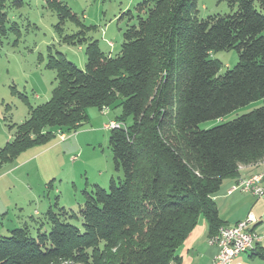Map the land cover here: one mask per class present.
<instances>
[{"label": "trees", "instance_id": "obj_1", "mask_svg": "<svg viewBox=\"0 0 264 264\" xmlns=\"http://www.w3.org/2000/svg\"><path fill=\"white\" fill-rule=\"evenodd\" d=\"M7 1L0 0V37ZM226 1L235 12L198 19L196 0H145L136 7L144 17L124 32L115 57L96 41L85 48L83 70L62 54L48 57L57 84L22 123L8 125L0 168L49 144L57 130L75 132L87 109L108 107L121 110L109 144L123 178L84 193L82 230L48 211L49 232L40 223L35 236L21 227L0 237V264H180L177 250L200 218L208 237L217 232L213 195L239 176V164L264 159V0ZM47 4L63 43L84 42V30L62 36L64 21L81 26L77 16L58 0ZM231 50L239 61L220 72L211 55ZM257 101L248 114L197 129ZM252 255L264 261L263 249Z\"/></svg>", "mask_w": 264, "mask_h": 264}, {"label": "rangeland", "instance_id": "obj_2", "mask_svg": "<svg viewBox=\"0 0 264 264\" xmlns=\"http://www.w3.org/2000/svg\"><path fill=\"white\" fill-rule=\"evenodd\" d=\"M47 1L8 0L4 4L7 32L0 37V148L13 134L8 125L22 123L28 117L29 107L50 99L57 81L56 72L45 68L49 56L62 54L83 70L85 48L96 41L102 52L115 57L124 42V32L137 24L138 16L144 17L143 13H137L136 7L145 0H58L81 23L78 26L70 20L64 21L62 36L84 30V42L67 44L57 33L55 26L60 19ZM196 5L198 19L229 15L236 10L230 8L226 0H196ZM211 57L221 64L220 72L233 68L239 61L234 50ZM261 106V101L251 103L221 119L202 122L197 129L206 130L233 121ZM97 112L104 124L100 119L93 124L98 118ZM91 113L96 116H90L77 132L57 130L52 142L29 149L0 168V207H5L0 214V237L9 236L12 229L21 227H27L35 236L40 223H43L41 232H49L48 211L82 230L79 211L85 201L84 193H90L95 185L108 191L111 180L116 183L122 180V172L115 169L113 162L110 131L104 129L108 123H119L116 119L121 110L108 107L100 111L86 110V114ZM28 155L32 158L26 159ZM19 162L21 165L15 167ZM263 163L264 159L239 164V173ZM255 262L264 264L259 259Z\"/></svg>", "mask_w": 264, "mask_h": 264}, {"label": "crops", "instance_id": "obj_3", "mask_svg": "<svg viewBox=\"0 0 264 264\" xmlns=\"http://www.w3.org/2000/svg\"><path fill=\"white\" fill-rule=\"evenodd\" d=\"M97 114L98 118H95L93 124H96L97 119H100L102 124L104 119L99 116L98 112ZM90 116L95 117L96 113L89 114L88 118ZM31 158L32 156L28 155L26 159ZM19 165H21L20 162L15 167H19ZM262 174H264V163L252 168H245L239 173L236 179L223 181L212 199L216 204L221 226L234 225L244 220L248 214H252L256 219L252 227L253 232L258 236L256 247L264 250V194L261 197H256L251 193H244L239 189H232L238 181ZM260 185L264 187V177ZM3 208L5 207H0V214L5 210ZM208 235V224L205 219L200 218L197 226L177 250L176 254L180 258V264H213L217 249L208 246ZM256 259L259 258L251 255V253H246L239 257V261L242 264H256Z\"/></svg>", "mask_w": 264, "mask_h": 264}, {"label": "built area", "instance_id": "obj_4", "mask_svg": "<svg viewBox=\"0 0 264 264\" xmlns=\"http://www.w3.org/2000/svg\"><path fill=\"white\" fill-rule=\"evenodd\" d=\"M111 46L110 43H108ZM120 123H113L104 126L105 130L111 131L120 129ZM264 174L252 176L247 179L240 180L232 189H239L244 193H251L256 197L264 194V187L260 182ZM256 219L252 214H248L246 218L231 226H220L217 232L207 238V244L217 249L213 264H242L239 257L246 253L255 252L258 236L253 232L252 227Z\"/></svg>", "mask_w": 264, "mask_h": 264}]
</instances>
